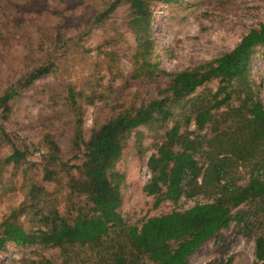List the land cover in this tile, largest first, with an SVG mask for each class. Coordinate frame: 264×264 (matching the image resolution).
Listing matches in <instances>:
<instances>
[{"label":"trees","instance_id":"1","mask_svg":"<svg viewBox=\"0 0 264 264\" xmlns=\"http://www.w3.org/2000/svg\"><path fill=\"white\" fill-rule=\"evenodd\" d=\"M180 1L0 0V44L8 42L6 29L26 24L28 16L43 20L37 34L48 40L35 44L34 67L0 97V183L12 167L9 177H22L31 203L27 209L35 216L40 207L45 210L33 231L21 222L26 210L14 209L0 223V253L9 244L39 245L59 249L62 264H189L223 230L246 222L241 206L258 202L264 207V104L251 80L252 58L264 46V22L233 50L197 67L167 73L155 60L153 5ZM81 12L85 15L80 18ZM95 29L105 30L107 36L93 50L98 60L85 63L87 76L76 83L73 71L65 72L75 67L77 52H92L86 43ZM123 54L130 55L133 65L129 78L120 69ZM49 77L54 78L47 90L53 110L68 126L69 158L46 128L42 144L47 154L36 171L31 159L35 146L11 134L6 123L13 116V103ZM214 81L216 92L193 97ZM118 83L136 87L132 98L120 101V110L95 125L87 138L88 107L109 102ZM141 127L163 133L148 162L151 179L144 188L155 197L156 206L203 195L210 202L139 224L123 217L126 177L117 165L134 133L141 141ZM244 168L250 169V177L240 184ZM41 172L53 192L37 180ZM63 205L66 215L61 213ZM255 245L254 264H264V235L256 237ZM221 264H232V259Z\"/></svg>","mask_w":264,"mask_h":264},{"label":"rangeland","instance_id":"2","mask_svg":"<svg viewBox=\"0 0 264 264\" xmlns=\"http://www.w3.org/2000/svg\"><path fill=\"white\" fill-rule=\"evenodd\" d=\"M48 1L55 4L57 0ZM153 11L155 60L160 69L167 73H178L197 67L233 50L251 29L258 28L264 22V0H181L173 4H154ZM84 15L85 13L81 12L80 18ZM24 18L26 24H18L16 28L12 25L6 29L8 42L0 44V97L19 81L24 73L34 67L38 60L35 44L48 41H42L45 36L37 34L44 27L42 19L30 16ZM105 36V30L95 29L86 43L87 49L92 52H77L74 55L75 67L70 66L67 72L64 71L65 75L73 71L71 80L82 82L84 76H87L84 65L86 62L93 63L98 60L97 51L93 50L102 43ZM128 38L133 42L132 36L128 35ZM7 53L8 56H2ZM119 63L120 69L129 78L133 72L130 55L123 54ZM106 79L108 80L109 76ZM251 80L264 104V46L259 47L252 58ZM53 82V77L40 80L13 103V116L6 123L11 134L35 146L31 159L38 166L36 171L41 170L43 157L47 154L42 144L46 128L53 132L64 155L69 158V131L66 119L60 120L57 117L53 110L54 104L49 99L51 95L47 93ZM217 89L218 82L214 81L200 88L193 97H198L205 91L216 92ZM135 90V86L118 83L116 92L110 91L109 102H97L95 106L88 107L84 124L87 138L94 126L116 114L120 110L117 104L132 98ZM192 129H195V126H192ZM137 131L142 132L141 141H138L134 133L117 165V171L126 177L122 187L121 213L127 221L139 224L147 218L175 210L190 209L197 203L211 201L209 196L203 195L191 200L183 198L178 204L165 202L156 206L155 197L149 196L144 188L151 179L148 162L157 152L156 146L163 133H156L147 127H141ZM36 148L38 151H35ZM10 173H13L12 167L6 173L4 183H0V223L14 209L23 208L26 211L21 216V222L27 229L37 231L40 227L39 213L45 209L40 207L37 216L27 209L31 203L22 187V177H9ZM39 175V183L53 192L54 186L45 183L42 172ZM249 177L250 169L240 170V184H246ZM239 211L246 216V222L242 225L234 222L228 229L223 230L202 246L190 259L189 264H221L227 259H232V264L255 263V239L264 235V207L259 206L258 202H248L241 206ZM61 213L66 215L64 205L61 207ZM46 260L62 264L64 256L57 248L39 245L20 247L9 244L7 249L0 253V264H36Z\"/></svg>","mask_w":264,"mask_h":264}]
</instances>
